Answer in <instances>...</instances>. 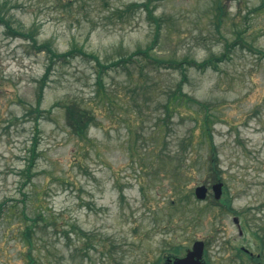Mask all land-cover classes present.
<instances>
[{"label":"rangeland","instance_id":"1","mask_svg":"<svg viewBox=\"0 0 264 264\" xmlns=\"http://www.w3.org/2000/svg\"><path fill=\"white\" fill-rule=\"evenodd\" d=\"M2 4L12 27L34 32L37 47L50 44L60 55L77 47L110 65L152 47L157 60L229 59L219 70L190 67L184 83L215 116L212 142L202 128L204 107L165 109L181 71L142 54L128 69L104 74L111 101L99 93L95 61L80 54L54 59L35 121L29 112L38 106L49 54L0 24V264L164 263L175 247L181 254L197 240L210 242L215 264H227L225 241L236 226L213 197L201 202L194 192L219 172L246 220L264 215V56L256 52L264 53V0ZM69 102L95 116L85 140L66 126L58 103ZM39 215L45 220L30 243L24 230Z\"/></svg>","mask_w":264,"mask_h":264},{"label":"trees","instance_id":"2","mask_svg":"<svg viewBox=\"0 0 264 264\" xmlns=\"http://www.w3.org/2000/svg\"><path fill=\"white\" fill-rule=\"evenodd\" d=\"M140 6H144L147 7V9L149 8L148 4H144V5H138L135 4L134 7H140ZM1 9H0V24L6 25L7 28L10 31V34H12V36H16V37H20V38H24L25 40H31L34 42L35 46L36 45V38H35V33L34 32H25L24 29L22 27H18V28H14L12 27V25L10 24V22L8 20H6L3 15H2V8H6V4H2L0 5ZM218 11H222V6L221 4L218 7ZM151 13V11H150ZM38 50L43 51L44 49L48 52L49 54V58H50V64L47 70V73L45 75V77L40 81V85H39V89H38V106L35 108H32L31 111L29 112L30 114L36 113V117L34 118L35 121H38L43 114V111L41 109V102L43 100V95H44V91L46 88V79L51 71L52 65H53V61L54 59H68L69 57H75V54H80L86 58H90L93 61L96 62V64L99 67V71H98V79H97V83L99 86V93H103L108 99L109 101H111V96L108 97V93L105 92V85H104V74H108V72L110 70H113V68L116 67H121L123 66L124 68L128 69V65L131 62H137V60L135 59V56L138 54H142L144 55L149 63H153V64H157L158 66H162L166 69H170V70H179L182 73V80L177 84L176 88H174V90H171L170 92L166 93L168 98L167 101L165 103V109L168 111V113L170 112V107H173L174 104H180V103H188V104H197L201 107H204L205 110H207V115L205 116L204 119V125H203V130H204V134L206 137H209L211 142L213 139V132L211 130L212 125L214 124L215 120H214V115L210 114L208 111H210L209 105L199 102L198 100L194 99L193 97L189 96L185 91H184V83L187 82L188 80V71L190 69V67L193 68H197L198 70H200L201 72H206L207 69L209 68H213L216 70L220 69V63H223L224 61H226V59H229V56L227 53H225L223 56L221 57H210V59H207L203 62H197V61H175L174 59H171L169 61H165V60H157L156 58L152 57L150 55V50L152 49V47L147 48L146 50H141L138 51L137 53H135L134 55H131L125 59L119 60L117 62H114L110 65H105L103 64L100 59L96 56V55H89L87 54L85 51H83L82 49H78L77 47L72 48L68 53H65L63 55L57 54L53 49L52 46L50 44H43L40 47H37ZM256 52H259L261 54L264 53L256 50ZM147 87V85H146ZM61 107H63L65 109V113H66V126L68 127V129L70 130L71 134L76 136L77 138L81 139V140H85L88 138L89 135V130L90 128L96 123V119L95 116L91 113V111L80 105L77 102H69V103H58ZM36 148H37V139H35L33 148H32V157H31V161H30V166H29V170L30 168L34 165L35 159L37 157V153H36ZM212 148L214 149L215 147L212 145ZM217 166H218V157L217 155H214L212 157V167L217 170ZM219 172L216 173L215 175V180L214 182H219L222 181L221 178L219 177ZM5 206V203L0 204V208L2 209V207ZM4 210V208L2 209ZM2 214V213H1ZM25 217L27 219H29L27 217V215H25ZM39 218L42 219L43 221L45 220V217L43 215H39L37 218L31 219L32 223L27 225V227L25 228L24 232L25 234H28V237H25V240H28L31 243V240L29 238H31L30 234L31 232H33L39 222ZM179 247H175L173 252L176 253L177 255H179L180 251ZM154 264H164L163 260L161 259L160 261L154 263Z\"/></svg>","mask_w":264,"mask_h":264},{"label":"flooded vegetation","instance_id":"3","mask_svg":"<svg viewBox=\"0 0 264 264\" xmlns=\"http://www.w3.org/2000/svg\"><path fill=\"white\" fill-rule=\"evenodd\" d=\"M214 184L206 185L208 188V196L202 202H208L212 197L215 199ZM236 199L229 194L227 187L225 186L224 188L223 184V195L219 204H221L224 212L230 216L231 221H233L237 229V233L230 235L225 241L226 250L230 255L227 264H264V215H261L255 221L246 220L244 214L236 207ZM197 241L204 243V253L201 261L206 264H215L207 249L210 242L203 240ZM194 244L190 249H186V252L178 256H166L165 263L170 264V262H166L167 257L173 259L186 257L188 252L192 250ZM26 264H35V260L29 258Z\"/></svg>","mask_w":264,"mask_h":264},{"label":"water","instance_id":"4","mask_svg":"<svg viewBox=\"0 0 264 264\" xmlns=\"http://www.w3.org/2000/svg\"><path fill=\"white\" fill-rule=\"evenodd\" d=\"M215 197L217 200L222 198L223 193V183H217L213 187ZM196 197L199 200H205L208 194V188L205 185H201L196 188ZM204 253V243L201 241H197L192 250H190L186 257L184 258H176V259H168L170 264H206L201 261Z\"/></svg>","mask_w":264,"mask_h":264}]
</instances>
